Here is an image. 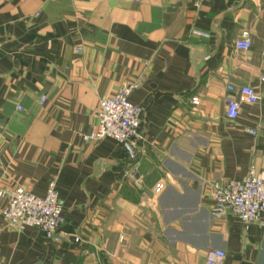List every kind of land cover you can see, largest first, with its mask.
<instances>
[{
    "label": "crops",
    "instance_id": "1",
    "mask_svg": "<svg viewBox=\"0 0 264 264\" xmlns=\"http://www.w3.org/2000/svg\"><path fill=\"white\" fill-rule=\"evenodd\" d=\"M263 78L264 0H0V190L44 196L55 180L64 216L55 243L8 227L0 197V260L205 264L221 249L224 264H264V226L214 214L211 191L251 171L264 179ZM125 82L142 108L136 155L83 140Z\"/></svg>",
    "mask_w": 264,
    "mask_h": 264
},
{
    "label": "built area",
    "instance_id": "2",
    "mask_svg": "<svg viewBox=\"0 0 264 264\" xmlns=\"http://www.w3.org/2000/svg\"><path fill=\"white\" fill-rule=\"evenodd\" d=\"M252 45L248 36L236 42V48L247 51ZM264 80V78H263ZM138 88L137 82H125L111 96H103L97 108V125L83 136L86 143H94L110 138L119 144L126 141L135 143L140 138L142 125V108L131 102V94ZM227 90L239 93L241 99L250 104H257L260 96L252 87H235L227 85ZM46 98H41L43 105ZM192 103L198 105V97L192 98ZM227 117L236 119L240 112V102L235 98H226ZM250 133H255L250 130ZM164 183L156 186L155 192H161ZM214 214H226L239 218L247 229L252 223L258 222L264 226L261 216L264 213V179L254 171L239 180L215 181L211 185ZM0 197L7 199L2 211L5 224L16 230L26 228L39 229L47 239L58 243L63 234L60 228L64 222L63 206L60 202L57 183L51 180L44 196H37L23 187L0 190ZM79 241V238H76ZM226 252L221 249L211 251L205 264H224ZM0 264H5L0 260Z\"/></svg>",
    "mask_w": 264,
    "mask_h": 264
},
{
    "label": "water",
    "instance_id": "3",
    "mask_svg": "<svg viewBox=\"0 0 264 264\" xmlns=\"http://www.w3.org/2000/svg\"><path fill=\"white\" fill-rule=\"evenodd\" d=\"M123 147L126 151H128L130 154H133V155H136L138 154L137 152V148H135L131 142L129 141H126L124 144H123Z\"/></svg>",
    "mask_w": 264,
    "mask_h": 264
}]
</instances>
